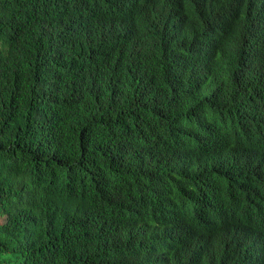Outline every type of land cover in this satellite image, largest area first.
<instances>
[{"label":"trees","instance_id":"obj_1","mask_svg":"<svg viewBox=\"0 0 264 264\" xmlns=\"http://www.w3.org/2000/svg\"><path fill=\"white\" fill-rule=\"evenodd\" d=\"M0 264H264V0H0Z\"/></svg>","mask_w":264,"mask_h":264},{"label":"bare ground","instance_id":"obj_2","mask_svg":"<svg viewBox=\"0 0 264 264\" xmlns=\"http://www.w3.org/2000/svg\"><path fill=\"white\" fill-rule=\"evenodd\" d=\"M209 62H211V61H209ZM185 167V166H184Z\"/></svg>","mask_w":264,"mask_h":264}]
</instances>
